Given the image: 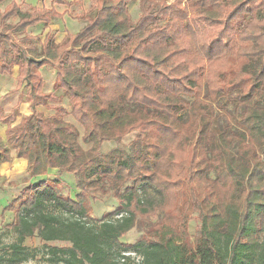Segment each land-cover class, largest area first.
I'll list each match as a JSON object with an SVG mask.
<instances>
[{"label":"trees","instance_id":"trees-1","mask_svg":"<svg viewBox=\"0 0 264 264\" xmlns=\"http://www.w3.org/2000/svg\"><path fill=\"white\" fill-rule=\"evenodd\" d=\"M91 1L94 14L76 34H66L59 44L48 34L39 48L26 29L59 15L44 8L22 11L14 2L0 12V74L18 66V88L26 83L32 108L14 128L18 107L0 116L7 145L28 161L32 177L49 168L72 173L78 190L74 199L64 197L46 178L4 208L14 212L18 234L9 264L27 259L20 244L34 235L42 242L68 243L51 249L50 261L63 264H253L259 252L264 257L259 240L264 237V160L259 156L264 154V108L252 102L258 87L264 88V0H141L133 25L130 0ZM12 17L18 22L6 28ZM253 62L259 63L256 74L249 71ZM44 66L55 71L50 94L42 93L38 71ZM58 90L83 128L82 142L91 144L87 152L76 128L62 120L65 110L47 104L61 102L54 95ZM231 93L250 97L237 122L239 136L232 139L236 151L224 138L212 139L209 148L210 137L218 133L212 105ZM122 103L136 109H123ZM38 105L60 116L45 119L34 110ZM179 110L188 112L185 122ZM131 132L145 158L123 162L118 150L99 153L102 143L118 142ZM8 160L3 151L0 163ZM102 181L132 186L125 189L127 198L115 193L118 206L108 214L124 215L92 228L83 219L90 220L91 192ZM142 188L157 198L141 200ZM51 208L77 218L62 221L49 213ZM159 212L161 220L136 244L120 241L137 218ZM194 214L198 224L190 236Z\"/></svg>","mask_w":264,"mask_h":264},{"label":"rangeland","instance_id":"rangeland-1","mask_svg":"<svg viewBox=\"0 0 264 264\" xmlns=\"http://www.w3.org/2000/svg\"><path fill=\"white\" fill-rule=\"evenodd\" d=\"M141 0H130L127 4V11L130 17V25H133L137 20L140 9L139 2ZM148 2V0H146ZM154 3H158L160 0H152ZM173 0H165L167 3H171ZM74 5L76 9L73 11L74 20L77 22H67V27L74 31L77 27L81 29L89 18H91L94 14L95 5L91 0H75ZM71 23V24H70ZM97 49V47H95ZM80 71L79 67L77 69ZM82 71V70H81ZM249 71L253 74H256L259 71V63L253 62L249 67ZM250 97H242L237 93H231L224 96H219L216 101L212 105V117L215 120V127L218 131L214 138L210 137L208 142V147H212V139H218L217 142H221V138L227 140V145L232 152L236 151V141L232 142V139L236 136H239V129L237 126V122L241 119V116L244 112V101L248 100ZM184 100L191 101V99L184 97ZM252 102L258 106L264 108V88L258 87L257 94L252 98ZM68 108H63L65 110V115L62 116V120L73 127L76 128L78 132L77 141L81 148L87 152L91 149V144H84L82 142L83 128L80 124L76 123L72 116L70 115L71 106L68 101ZM123 109H131L135 110L136 108L125 103L121 104ZM62 108V107H61ZM60 116L58 113L52 114V116L44 115L41 116L45 119H52L54 116ZM178 118L182 122H185L188 118V112L186 110H179ZM34 121L32 122V124ZM31 134V132H30ZM136 132H131L125 135L120 141H107L101 144L99 153L107 154L112 150H118L121 161L127 162L130 158L140 156L145 158V150L140 141L135 139ZM12 149V148H10ZM260 158L264 160V154H259ZM148 166L150 164L147 162ZM65 173V172H64ZM210 178L213 179L214 175L210 174ZM50 181L56 182V187L59 189V192L67 198L74 199V195L78 193V190H74V176L72 173H65L64 177L61 181L56 179H49ZM64 181V182H63ZM132 182L124 183L123 185H114L109 181L100 182L98 188L91 192V197L89 200V204L92 208V213L90 214V220H84L88 224V226L92 228H97L101 222H117L123 213L118 215H109L113 214V212L117 209L118 201L115 198V193L123 196L124 198L128 197L127 192H125L126 188H131ZM30 186V185H29ZM27 188V187H25ZM23 188L19 193L16 194L15 198L9 202L11 204L15 199H17L21 192L25 189ZM138 196L141 200H149L157 198L156 193L148 188H142L138 190ZM6 201L0 199V206H4L3 209L0 208V264H9L8 260L11 256L10 246L16 244L18 241V234L13 227L14 220V212L4 211V208L7 207L5 205ZM17 209V207L15 208ZM49 213H56V215L62 221H72L77 217H73L63 211L59 210L55 212L52 208L49 210ZM162 218V213H158L154 217H143L137 218L135 221L134 227L128 231L120 241L127 245L136 244L141 237L148 231L150 227L154 224L158 223ZM198 224L197 215L194 214L190 221L188 222V232L190 236L194 235L195 227ZM259 240L264 244V237L259 235ZM24 249V255L27 257L25 261H22L18 264H63V263H53L51 258L53 257V248H64L69 246L68 243L65 242H42L36 235L25 238L23 242L20 244ZM130 256L133 260H139L138 256L134 254L132 250H128ZM253 264H264V257L259 252V254L255 257Z\"/></svg>","mask_w":264,"mask_h":264},{"label":"crops","instance_id":"crops-1","mask_svg":"<svg viewBox=\"0 0 264 264\" xmlns=\"http://www.w3.org/2000/svg\"><path fill=\"white\" fill-rule=\"evenodd\" d=\"M67 1L72 4L70 6L52 4V0H5L0 4V12H2L7 5L14 2L17 6L21 7L22 11H26L29 8H44L46 10H53L59 15L60 17H53L49 23L40 22L29 26L26 29L25 34L35 38L37 42L35 41L34 43L36 47L39 48V44L44 41L48 34L53 36L54 44H59L63 41L66 34L74 35L80 30L75 27L76 29L72 31V29L67 27L68 21L71 23L77 22L74 20L73 13L76 9V6L74 5L75 1ZM17 22L18 18L12 17L7 21L6 28L14 26ZM38 72L43 82L42 93H53L55 76L54 69L49 66H44L41 67ZM17 76V65L12 67L10 73L0 74V116L6 117L15 107H18L16 116L10 125L11 128L19 126L24 118L32 115V108L29 101L26 99L28 88L25 87V82L18 88ZM54 95L60 96L61 102L56 104L48 101L47 104L49 106H60L66 109L69 107L68 99L63 95L61 90L56 91ZM34 110L40 114L43 113L48 116H52V114L55 113L54 110L46 109L41 105L35 106ZM6 130L7 125L0 122V154L7 150L9 156L8 161L0 163V199L2 198V200H5V205L7 206L23 188L39 181H43L46 178L51 180L58 178V180L61 181L65 173L60 172L57 169L49 168L45 175L32 177L28 170V161L24 158H18L16 151L8 147ZM3 207L4 206H0L2 209Z\"/></svg>","mask_w":264,"mask_h":264}]
</instances>
